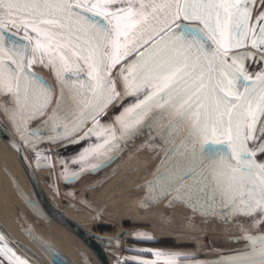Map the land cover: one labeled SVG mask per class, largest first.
Here are the masks:
<instances>
[{"label":"snow or ice","instance_id":"obj_1","mask_svg":"<svg viewBox=\"0 0 264 264\" xmlns=\"http://www.w3.org/2000/svg\"><path fill=\"white\" fill-rule=\"evenodd\" d=\"M117 4L121 6L113 7ZM257 6L264 9V0H0V96L11 97V106L3 111L20 142L32 146L30 138L49 124L60 133L53 140L78 143L99 137L97 117L121 99L112 78V69L120 65L123 95L133 97L116 118L122 139L173 112L178 120L164 135L192 119L189 138L179 147L198 148L191 155L201 164L159 190L156 198L175 191L173 205L186 200L208 215L264 222V161L256 159L264 155V73L253 79L244 67L257 53L258 62H264V10L253 23ZM9 23L25 32L27 43L9 41L15 35L8 31ZM250 35L255 51H236L249 46ZM130 56L134 59L122 63ZM33 63L55 69L60 97L49 118L29 130L28 122L44 116L55 98L51 85L31 71ZM74 113L75 119L62 123ZM88 120L95 123L84 131ZM109 137H115L114 129L107 130L102 145L78 154L81 170L106 166L95 161L97 154L115 147ZM209 184L210 202L202 198ZM246 239L249 252L218 264H264V234ZM4 241L0 233V254L27 264ZM40 243L54 261H61L58 252ZM153 255L163 264H177L176 254Z\"/></svg>","mask_w":264,"mask_h":264},{"label":"rangeland","instance_id":"obj_2","mask_svg":"<svg viewBox=\"0 0 264 264\" xmlns=\"http://www.w3.org/2000/svg\"><path fill=\"white\" fill-rule=\"evenodd\" d=\"M120 6L117 4L113 7ZM262 10L264 9H259L257 6V10L253 11V23H255L258 11ZM6 27L8 31L14 33L10 23ZM21 33L25 34L23 30ZM27 35L35 36L31 31H28ZM8 39L12 40L10 35ZM250 44L251 35L248 41L249 46L236 51H255ZM259 55L260 53H257L256 59L250 57L245 61V74L253 79L257 74L264 73V62H258ZM132 59L134 56L128 57V60L122 63H127ZM32 68L33 70L38 69L34 64H32ZM119 68L120 65H117L112 69V78L115 81L116 90L121 93V99L114 106H110L104 114L98 116L97 120L102 128L114 129L115 137H110L109 140L115 144L116 149H121V153H119L121 155L115 154L114 157L107 158L108 161L113 159L112 163L101 171L100 176L88 174L80 181L70 184L61 181L63 179L61 176L59 187L52 181L50 174L48 175L50 172L47 170L49 168V164H47L45 187L56 201L63 203L65 207L70 206L88 213L89 217L83 215L81 219H76L75 212L67 211L69 216L93 235L117 238L121 228L127 229V236L121 238L123 242L121 251L113 252L111 255L114 264H143V262L163 264V261L157 260L153 254L126 251L124 249L126 243L174 249L176 252L169 254L177 255V264H218L220 261H227L229 258L239 257L249 252L251 242L246 237L264 234V222L255 223L253 217L243 215L232 216L230 219L219 213L208 215L189 207L186 200H181L173 205L172 202L177 195L175 191L164 195L162 199L156 198L159 190L171 187L188 169L201 164L191 155L193 151H198V148L179 147L183 141L189 138L192 119L189 118L184 123L178 124L173 132L164 135L168 126L178 120L177 116L171 114L169 117H164L154 127L148 128L147 132L139 131L122 139L123 130L117 123L116 114L118 110H123L128 106L131 101H129V97L123 95L124 89L119 76ZM10 101V96H0V114L7 125L17 133L14 124L3 111L4 107L11 106ZM54 107V105L48 107L45 115L40 117L41 120H38L41 122L47 120V116L51 115ZM75 115L74 113L73 117ZM39 121L35 122L31 129L38 128ZM260 122L264 124V117H261ZM94 123L95 121L88 120L84 129ZM54 142L61 141L56 139ZM36 145L39 144L36 143ZM24 146L31 161L39 158L37 154L44 156L46 153L43 152L46 150V145H41L34 151L26 144ZM141 148L143 150L147 148V151H142ZM131 149L137 150L139 153L125 165L124 162L130 156ZM44 157H46L44 161H48V155ZM256 159L264 161V155H257ZM72 161L69 160L67 163L80 162L77 159H72ZM120 169L121 173L114 178L122 177L120 179L128 188H120L121 197L109 198L108 204L100 202L104 201L103 199L107 195V190H102L103 186ZM204 170L207 171V167ZM8 171L12 172L10 174H13L18 181L26 184L23 172L14 154L10 151L9 145L0 139V191L2 203L5 204V217L11 223V228L26 243L24 237L30 245H33L31 242L39 241L40 243L42 241L44 246L58 252L61 261H55V264H100L93 254L85 250V244L74 238L73 234L52 223L49 217L37 209H33L23 200L21 193L17 192L14 182L10 179ZM120 189H116L112 194L117 193ZM197 190L199 191V186ZM205 191L207 195L202 198L208 199L210 202L212 185L209 184ZM150 198L152 199L151 203L148 202ZM193 198H195V194ZM0 260L3 261V264H8L1 257Z\"/></svg>","mask_w":264,"mask_h":264},{"label":"water","instance_id":"obj_3","mask_svg":"<svg viewBox=\"0 0 264 264\" xmlns=\"http://www.w3.org/2000/svg\"><path fill=\"white\" fill-rule=\"evenodd\" d=\"M75 116L72 117V119H75ZM0 122H2V126H0V139L5 141L16 154L31 183L35 195L46 215L53 221L59 223L60 225L71 231L81 241H83L89 247V249L94 253L100 264H114L106 248L109 247L121 248L123 246V242L121 241V238L127 236L128 234L127 229L121 228L117 238L112 236H103L102 237L103 243H100L97 237L91 235L83 227L77 224L74 220L66 216L65 212L51 199L43 183L39 179L38 172L25 150L24 145L25 144L29 145V143L20 142L19 133H15L7 125L1 114H0ZM28 127L29 130H31L29 124ZM56 135L55 137H57ZM35 138L36 137L30 138L32 140V143ZM21 194L23 195V198L29 204V206H31L33 209H37L36 207H33V205H36V203L28 194H25L24 192H22ZM0 233H2L5 236L4 242L7 245V247L11 248L15 252L16 256L20 257L23 260H26L27 264H47L42 260L37 259V257H35L33 254L29 253L27 250L19 246L11 238L6 236L1 229H0ZM124 249L129 252H136L142 254H154L156 252H163V253L176 252V250L170 248L145 247V246L134 245L132 243H126L124 245ZM0 257L3 258L8 264H16L15 261H10L7 258V256L3 254H0Z\"/></svg>","mask_w":264,"mask_h":264},{"label":"crops","instance_id":"obj_4","mask_svg":"<svg viewBox=\"0 0 264 264\" xmlns=\"http://www.w3.org/2000/svg\"><path fill=\"white\" fill-rule=\"evenodd\" d=\"M35 64H36L35 66L38 67L37 70L40 71L42 75L45 76V75L49 74L54 78L53 79L54 86H55L54 93L56 94L57 97L58 96L60 97V83L57 79L55 69L52 67L45 66L44 64H37V63H35ZM83 67H84V71L86 72L87 71L86 66H83ZM59 97L56 100H58ZM129 101L132 102L133 97L129 96ZM121 111L122 110H118L116 116L119 115ZM171 114H172V116H177L175 112L170 113L166 116L169 117ZM149 115L151 116L153 114H149ZM92 126L93 125L87 127L86 129H84V131H86L88 128H91ZM107 130H108L107 128L101 127L99 137L94 135L87 140H80L78 143H70L68 139H65L61 142H50V143L48 141L47 142L40 141V142H38L39 145H36V143L33 142L32 144L34 146L29 144L30 146H32L31 147L32 151L36 150V148H38L41 145H46V150L43 152H46L44 154V156L48 155V161H44L46 159V157H44L41 154L37 155L39 158L35 159V161H32L37 172L40 169H45L46 165L49 164V168L48 169L46 168L50 172V173H48V175L50 174L52 181H54L56 183V185L58 184L57 185L58 187L60 185L61 176L63 177V179L61 181L65 182L67 184L74 183L76 181L78 182L82 178H84L85 176H88V174H92L94 176H100L102 174L101 171L105 170L107 168V166H109L110 163H112L113 159H109V161H108L107 158H112L115 156V154L121 153L120 148L116 149L115 147H113L109 152L104 153L103 155L97 154V159L95 161L97 164L104 165L105 162L108 161L106 163V166L99 167V169L97 171H93L92 166L84 167L83 170H81L80 164L83 163L82 161H80L76 164H68L67 162L69 160L72 161V159L80 160L78 154L81 153L85 148H88L90 146L95 147L97 145H102L103 137L106 135ZM147 130H148V128L144 127L140 131L141 132H144V131L147 132ZM77 138L78 137H74V139H77ZM109 139H111V138L109 137ZM99 151H102V148L99 149ZM145 151H147V150H145ZM119 155H121V154H119ZM89 159H91V157H89ZM38 164H39V166H38ZM120 173H121V169L117 172V175H119ZM74 174L78 175V179H73V180H67L66 179L67 177H72ZM120 178H122V177L112 178L103 186L102 190H107V195H106V198L103 199L104 201L101 200L100 202L108 204L109 198H111V197L113 198V196L117 197V198L121 197V194H122V192H120L121 189H123V187H125V189H127L128 187H127V185L123 184L124 181ZM116 189H120V190H118L117 193L112 194Z\"/></svg>","mask_w":264,"mask_h":264},{"label":"bare ground","instance_id":"obj_5","mask_svg":"<svg viewBox=\"0 0 264 264\" xmlns=\"http://www.w3.org/2000/svg\"><path fill=\"white\" fill-rule=\"evenodd\" d=\"M39 119V118H38ZM38 119H34V120H31V121H29L28 122V124H29V126L30 127H32V125L35 123V122H37L38 121ZM34 126V125H33ZM27 147H30V149H31V147L32 146H30V145H27ZM134 148V147H133ZM132 148V149H133ZM9 149H10V151L14 154V156H15V158H16V160H17V163H18V165L20 166V168H21V170H22V172H23V175H24V178H25V181H26V184L25 183H22V182H20V181H18L15 177H14V175L13 174H10V173H12V172H9L8 171V175H9V177H10V179L14 182V184H15V187H16V189H17V192L19 193H22V192H24L25 194H28L32 199H33V201L36 203V205L38 206V208H39V211L41 212V213H43L46 217H48L47 215H46V213L44 212V210L42 209V207H41V205H40V203H39V201H38V199H37V197H36V195H35V192H34V190H33V188H32V186H31V183H30V181H29V179H28V177H27V175H26V173H25V171H24V169H23V167H22V165H21V163H20V161H19V159L17 158V156H16V154L14 153V151L12 150V148L9 146ZM131 149V150H132ZM142 149V151H145V150H143V148H141ZM144 149H146L147 150V148H144ZM26 150V149H25ZM32 150V149H31ZM27 152V151H26ZM146 152V151H145ZM131 154H130V156L127 158V160L124 162V164L126 163V164H128L133 158H135L136 156H137V154L139 153L137 150H135V151H131L130 152ZM142 153V152H141ZM144 153V152H143ZM29 156V155H28ZM150 157V156H149ZM125 164V165H126ZM123 166V165H122ZM122 166H121V168H122ZM119 171V170H118ZM117 171V172H118ZM117 172L111 177V179L112 178H114L115 176H117ZM38 176H39V179L41 180V178H40V174H39V172H38ZM41 182H42V180H41ZM83 182H84V180H83ZM43 183V182H42ZM44 185V184H43ZM45 186V185H44ZM45 189L47 190V192H48V194H49V196L51 197V199L65 212V214H66V216H68L69 218H71L72 220H74L77 224H79L75 219H73L71 216H69L68 214H67V211H73V212H75V217H76V219H81V217H83V215L85 216H87V217H89V214L88 213H86L85 211H82V210H76V209H74V208H72V207H65L64 205H63V203H59L58 201H56V199L53 197V195L51 194V192H49L48 191V189H47V187H45ZM21 196H22V198H23V195L21 194ZM23 200L25 201V199L23 198ZM3 200H2V194H1V191H0V229L3 231V233L6 235V236H8L9 238H11L14 242H16L19 246H21L23 249H25V250H27L29 253H31V254H34V256L35 257H37L38 259H40V260H42L43 262H45V263H47V264H55V261L52 259V257L48 254V252H46L45 251V247H43L40 243H39V241H34V242H31L33 245H30V243H29V241L24 237V239L27 241V243L20 237V235L18 234V233H16V231L15 230H13L12 228H11V223H9V220L5 217V210H4V205H3ZM28 204V203H27ZM29 205V204H28ZM8 214V213H7ZM16 216V215H15ZM52 220V219H51ZM52 223H54V224H56V225H58L59 227H61L62 229H64L66 232H69L70 234H73L71 231H69L68 229H66L65 227H63L62 225H60L59 223H57V222H55V221H53L52 220ZM99 224V223H98ZM80 225V224H79ZM81 226V225H80ZM81 227H83V226H81ZM84 228V227H83ZM85 229V228H84ZM87 232H89L87 229H85ZM19 231V230H18ZM20 232V231H19ZM91 235H93L91 232H89ZM75 237L74 238H77L78 240H80L75 234H73ZM93 236H95V235H93ZM95 237H97V239L99 240V242L100 243H103V240H102V237L103 236H95ZM183 239V238H182ZM179 240V239H178ZM81 241V240H80ZM83 244H85L83 241H81ZM34 248H33V247ZM85 246H86V248H85V250H87V251H89L91 254H93L94 255V253L89 249V247L85 244ZM107 249V252H108V254H109V256L111 257V259H112V253L113 252H120L121 251V249L122 248H116V247H109V248H106ZM30 250V251H29ZM95 256V255H94ZM96 257V256H95Z\"/></svg>","mask_w":264,"mask_h":264},{"label":"flooded vegetation","instance_id":"obj_6","mask_svg":"<svg viewBox=\"0 0 264 264\" xmlns=\"http://www.w3.org/2000/svg\"><path fill=\"white\" fill-rule=\"evenodd\" d=\"M11 25V24H10ZM11 29L14 31V33H15V35H10V38L13 40V39H15V40H17V42L18 43H21V44H23V43H27V41L24 39V37H25V34H23V33H21V31H19V32H16V30L14 29V28H12V26H11ZM10 33H12L11 31H9ZM20 34V35H19ZM241 50V49H240ZM34 65H36L35 63H33ZM31 71L32 72H35V73H37L40 77H43V79L44 80H46L50 85H51V87H52V90H53V92H54V89H55V86H54V81H53V77L51 76V75H49V74H47V75H42L41 74V72L40 71H37L36 69L35 70H33V68H32V66H31ZM55 94V93H54ZM59 97V96H58ZM57 96H56V94H55V98L53 99V101H52V104H51V106H55V104H56V99L58 98ZM51 106H49V107H51ZM72 117H73V115L72 116H70V117H68L67 119H65V120H63L62 121V123H67V122H69V120H71L72 119ZM42 118V117H41ZM41 118H39V120H41ZM49 118V116H47V119ZM38 120V121H39ZM45 120V119H44ZM43 121V120H42ZM39 127L43 124V122H41V121H39ZM57 134V135H56ZM55 135L57 136V137H59V135H60V133H59V131H58V126L57 125H54V124H49L47 127H45V128H42L41 129V132H40V135L38 136V137H36L35 139H34V141L33 142H35V143H38V142H40V141H43V142H52L51 140H53V139H50L51 137H55ZM41 137H45L44 139H42L41 140ZM58 141H63V140H65V139H57ZM55 141V140H54ZM53 141V142H54ZM38 172H39V174H40V178H41V180L43 179V184L45 185V180H46V175H47V170H45V169H40V170H38Z\"/></svg>","mask_w":264,"mask_h":264}]
</instances>
